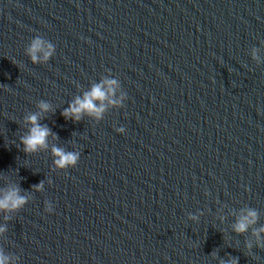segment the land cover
I'll use <instances>...</instances> for the list:
<instances>
[{
  "label": "water",
  "instance_id": "95a60500",
  "mask_svg": "<svg viewBox=\"0 0 264 264\" xmlns=\"http://www.w3.org/2000/svg\"><path fill=\"white\" fill-rule=\"evenodd\" d=\"M104 79L121 104L65 119ZM32 114L54 135L25 153ZM14 188L9 264H264V0H0V195Z\"/></svg>",
  "mask_w": 264,
  "mask_h": 264
},
{
  "label": "clouds",
  "instance_id": "9594fccd",
  "mask_svg": "<svg viewBox=\"0 0 264 264\" xmlns=\"http://www.w3.org/2000/svg\"><path fill=\"white\" fill-rule=\"evenodd\" d=\"M55 52L54 44L45 42L41 38H35L31 45L27 49V54L30 56L32 62L37 63L46 62ZM42 53L41 55H38ZM119 88L118 81L115 79H104L101 83L95 84L91 89L83 94V96L76 97L69 105L64 109L62 115L65 119H73L79 121L82 115L87 114L97 119L102 117V113L105 111L104 101L107 100L108 104L120 105L126 98V95L121 93L118 99H113L114 92ZM96 101L101 103L97 105ZM39 108L42 112L50 110V105L46 102H41ZM39 116L32 114L26 117V123H29L31 127L28 129L26 135L21 137V144L25 153H33L41 149L48 147V137L54 135L51 130L44 125L38 123ZM118 133L123 134L125 129L120 127L116 129ZM54 156V165L58 169H65L68 167H75L79 161L78 152H67L63 148L53 146L51 149ZM36 189L43 188V181L40 184L35 185ZM27 203V197L19 194V189L14 188L6 193L0 195V211H15L23 207ZM45 211L51 213L53 211L51 204H47ZM257 219V213L254 210H248L247 214H241V217L234 225V231L237 233H243L247 231L250 225L254 224ZM5 229L0 227V233ZM264 233V228L259 229L254 235L259 240V234ZM251 248V244L248 245ZM0 264H9L8 257L0 254ZM223 264V262H222ZM228 264H238V259L233 258L228 261Z\"/></svg>",
  "mask_w": 264,
  "mask_h": 264
}]
</instances>
